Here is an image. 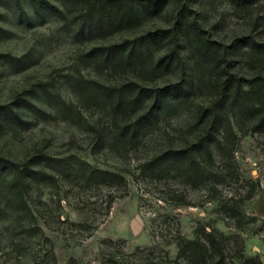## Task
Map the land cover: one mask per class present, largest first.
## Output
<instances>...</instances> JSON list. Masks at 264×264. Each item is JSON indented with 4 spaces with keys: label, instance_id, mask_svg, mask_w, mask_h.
<instances>
[{
    "label": "rangeland",
    "instance_id": "1",
    "mask_svg": "<svg viewBox=\"0 0 264 264\" xmlns=\"http://www.w3.org/2000/svg\"><path fill=\"white\" fill-rule=\"evenodd\" d=\"M191 6L218 40L232 43L254 32L250 20L228 0H191ZM255 9L264 16V0H258ZM71 17L63 20L49 9L36 12L29 0H0V104L14 101L23 118L0 128V155L21 161L80 158L122 178L103 187L75 177L32 180L28 199L44 234L27 238L30 250L19 254L13 247L17 240L12 243L14 225L8 230L1 221L0 264H111L113 257L126 264H172L180 238H194L198 227L206 225L227 235L226 264H238L242 255L259 257L264 264V135L252 131L241 137L237 178L226 174L214 192L211 183L189 184L166 164L146 167L193 139V109L205 96L192 95L169 116L150 115L146 133L133 142L117 141L109 109L82 97L75 79H93L101 88L137 79L132 73L100 70L97 58L90 59L88 53L164 20L149 17L136 30L89 40L73 32ZM261 35L264 38V31ZM241 51H236V69L252 74ZM149 75L138 79L139 85L178 79ZM146 96L139 113L152 103ZM222 164L216 166L221 169ZM254 184L257 192L242 204L247 220L240 223L222 202L241 199Z\"/></svg>",
    "mask_w": 264,
    "mask_h": 264
},
{
    "label": "trees",
    "instance_id": "2",
    "mask_svg": "<svg viewBox=\"0 0 264 264\" xmlns=\"http://www.w3.org/2000/svg\"><path fill=\"white\" fill-rule=\"evenodd\" d=\"M29 1L36 12L49 9L63 20L71 14L73 32L82 33L89 40L136 30L149 17L162 18L164 23L156 28L102 44L88 53L90 59L97 58L100 70L132 73L137 79L125 84H103L101 88L93 79L76 78L78 93L96 106L109 109L115 121V138L124 144L146 133L150 115L169 116L174 107L187 104L194 94H202L204 99L193 105V139L171 149L164 157L150 160L146 167L156 169L166 164L189 184L211 183V192L216 191L223 177L237 178L236 149L241 137L252 131L264 135V16L255 9L258 0H228L241 16L250 20L254 31L232 43L212 36L198 11L192 8L191 0ZM237 49H242L241 57L254 70L252 74L237 71ZM148 74L151 78L177 75L178 79H170L164 85H139L138 79ZM143 96L151 98L152 103L147 112L139 113L147 103ZM14 104H0V128L22 121ZM217 162L223 163L221 169ZM48 165L52 167L47 169ZM57 176L75 177L95 187L113 185L122 178L80 158L34 157L21 161L1 154L0 222L8 230L14 225L13 232L17 234L12 243L17 240L13 247L19 254L30 250L27 238L44 234L28 199L30 182L44 183ZM256 192L257 185H251L241 199L223 201L224 210L243 223L247 216L242 204ZM226 241L223 232L200 226L194 238H180L172 264H226ZM110 262L126 264L115 257ZM238 264L263 262L259 257L242 255Z\"/></svg>",
    "mask_w": 264,
    "mask_h": 264
}]
</instances>
